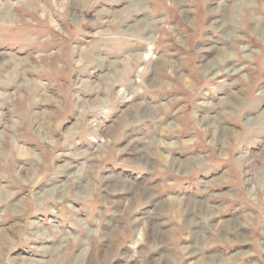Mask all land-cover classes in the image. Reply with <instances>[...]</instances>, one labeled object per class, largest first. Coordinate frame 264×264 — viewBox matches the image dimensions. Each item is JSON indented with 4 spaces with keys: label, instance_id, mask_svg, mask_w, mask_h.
I'll return each instance as SVG.
<instances>
[{
    "label": "rangeland",
    "instance_id": "1",
    "mask_svg": "<svg viewBox=\"0 0 264 264\" xmlns=\"http://www.w3.org/2000/svg\"><path fill=\"white\" fill-rule=\"evenodd\" d=\"M0 6V264H264V0Z\"/></svg>",
    "mask_w": 264,
    "mask_h": 264
},
{
    "label": "bare ground",
    "instance_id": "2",
    "mask_svg": "<svg viewBox=\"0 0 264 264\" xmlns=\"http://www.w3.org/2000/svg\"><path fill=\"white\" fill-rule=\"evenodd\" d=\"M3 8H4L3 6L2 7L0 6V16H6V14H4V11L2 12Z\"/></svg>",
    "mask_w": 264,
    "mask_h": 264
},
{
    "label": "crops",
    "instance_id": "3",
    "mask_svg": "<svg viewBox=\"0 0 264 264\" xmlns=\"http://www.w3.org/2000/svg\"><path fill=\"white\" fill-rule=\"evenodd\" d=\"M64 115V114H63ZM6 191H8V193L10 192V190H6ZM78 245H81V242L78 244ZM77 245V246H78ZM52 250V249H51ZM67 252H69V246L67 247ZM62 259H67V258H62ZM52 262V261H51Z\"/></svg>",
    "mask_w": 264,
    "mask_h": 264
}]
</instances>
